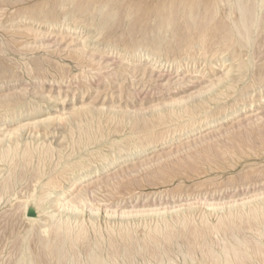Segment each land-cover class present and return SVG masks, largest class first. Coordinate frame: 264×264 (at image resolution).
Instances as JSON below:
<instances>
[{"label":"bare ground","instance_id":"obj_1","mask_svg":"<svg viewBox=\"0 0 264 264\" xmlns=\"http://www.w3.org/2000/svg\"><path fill=\"white\" fill-rule=\"evenodd\" d=\"M23 1L26 2L0 0V21L5 15V6L9 3L17 5ZM41 2L24 8L19 6L20 9L17 7L14 14L8 12L12 14L10 17L8 15L11 23L9 30L12 31L7 35L10 34L14 39L34 36V43L27 41L26 46L20 44V48H33H26L25 52L61 49H57V45L66 40L62 34L58 35L54 31L55 25L74 28L80 33L89 28L90 32L82 36L84 44H81L84 46L76 48L72 53V58L79 60L78 63L81 62L83 66L86 65V71L89 70L82 74L89 86L93 77H99L104 82L118 80L124 74L137 77L140 73L145 82L153 81L160 91L169 92L167 94L170 98L137 112L113 107L105 109V106L94 109L90 108L93 106L82 105L73 107L70 113L65 111L66 113L55 116L49 114L39 120L30 119L13 128L3 129L4 125H0V131L3 130L0 133V219L9 216L8 225L13 221L8 229H5L7 225L4 222L6 232L0 230L1 234L5 232V240L0 239V264H264L263 188L249 191L252 194L250 196L246 190L244 194L243 191L245 197L242 199H198L193 203L183 198V201L175 204L171 202V198L176 199V195L165 194L170 202H164L166 198L162 193L157 194L159 198L155 203H151L152 198L150 203L121 207V201V205H104V211L100 208L101 203H108L110 200H99L104 188H112L111 192L121 195L119 189L123 185L134 186V179L138 178L133 177L137 172L151 169L148 177L161 180V176L167 177L172 171H177L174 169L188 168L204 158L210 163L212 158L223 156L222 159L226 162L224 157H236L237 147L238 150H250L256 144V139L261 144L264 143V66L257 65V59H260L258 54L264 52L259 47L264 41L261 36L264 31V0H159L153 5L148 4V0L147 3L136 0H56L53 1L54 4ZM134 18L140 23L141 31L138 33L141 34L142 30L146 32L145 35L142 33V37L132 35L138 29L129 35L130 30L139 26ZM18 19L30 20L40 27L36 26L37 29L33 25L34 28L28 26L21 29L24 31L20 27L15 30L16 26L12 24ZM123 19L133 21H127L131 23L129 28L132 29L125 34L128 37L126 41L134 42V45L130 43L131 47L125 42L122 34L125 31H119L124 26ZM120 21L123 25L115 27ZM148 22H153L154 29L146 26L149 25L146 24ZM44 24H49V28L40 29ZM143 26L147 27V31L142 29ZM113 27L121 32L120 35L118 32L113 36ZM181 29L187 32V36L184 32L179 33ZM149 34H153L151 41L154 44L149 41ZM147 35L149 38L146 42ZM182 35L186 40H183ZM99 37H106L105 46L101 47ZM13 38L12 42H15ZM188 38L192 40L186 42L188 49L185 50L181 46ZM1 40L0 49L4 51L8 39L5 42ZM77 41L72 38L70 44ZM173 41L174 45L179 42L176 45L180 46L178 49L171 47ZM92 42H95V49L88 52L87 46ZM144 42L148 45L144 46ZM69 45L67 49L70 48ZM11 46L7 45V49L13 51L15 47ZM23 47L18 50L23 51ZM213 47H216L215 50ZM123 48L127 54L122 51ZM211 49L213 52H210ZM178 50L194 63L199 56L206 63L214 58V61L221 63L219 67L224 68L225 74L206 82L207 85L204 86L205 82L201 81L206 79L203 77L207 69L204 67L198 76L200 66L193 64L195 68H191L190 62L186 63L185 68L181 63L184 55L177 53L180 57L172 58ZM257 50L261 52L258 53ZM61 52H64L63 49ZM170 52L173 60L168 57ZM226 53L231 56H224ZM57 54L60 56L63 53ZM125 55H134V58L129 60ZM263 55L264 53L261 57ZM214 61L209 64L213 65L210 71L214 70ZM174 62L178 63L175 65ZM30 63L27 61L24 66L31 67L33 64ZM48 65L52 68L54 66L51 63ZM60 65H56V70ZM17 66L19 70L22 67ZM68 66L65 65L66 68ZM27 67L25 68L30 74L37 71ZM63 67H59L62 74L65 70ZM39 68L42 69L40 66ZM40 70L35 73L38 74ZM48 70L47 73L50 72ZM5 71L2 73L5 77L1 75L4 78L8 74ZM65 71L63 75H68V71ZM165 71L168 78H165ZM63 77L61 75L60 78ZM249 79L252 82L247 83ZM76 80L81 78L76 77ZM188 87H198L199 90L180 98L170 92ZM257 92L260 94L253 97ZM9 97L0 100V121L9 122L8 120L23 118L26 112L32 116L41 111L39 108L42 101L33 105L34 102L29 103L27 98L23 101L16 96ZM247 108L249 110L244 112ZM221 120L224 121L218 125ZM62 125L64 141L57 145L52 138H56L55 127ZM126 129L130 133L122 134ZM115 134L118 137L109 139ZM159 144L170 145V149L138 159L154 147L156 149ZM256 145L259 147L260 144ZM241 151L239 155H243ZM245 152L247 151L243 150ZM154 166L159 168L153 169ZM248 168L250 166L246 168V172L243 171L246 174H241L242 180H251L253 175L264 177L263 168H251V173L247 172ZM113 170L115 171L105 174ZM189 170L193 171L194 168L190 167ZM124 179H127L126 184ZM141 179L136 182L141 183ZM239 179L238 181L241 180ZM144 180L147 181L145 177ZM238 187L237 185V189H240ZM244 187L248 189L247 186ZM135 195H132L133 198ZM143 197H140V201ZM136 199L139 198L134 200ZM6 204L13 207L10 209L11 213L3 210ZM0 222H3L2 219ZM14 222L18 223L14 225ZM180 257L183 258L182 262Z\"/></svg>","mask_w":264,"mask_h":264},{"label":"rangeland","instance_id":"obj_2","mask_svg":"<svg viewBox=\"0 0 264 264\" xmlns=\"http://www.w3.org/2000/svg\"><path fill=\"white\" fill-rule=\"evenodd\" d=\"M41 1H47V2H49L50 4L51 3H53L54 4V2L53 1H56V0H26V2H24L23 1V3L22 2H20V3H18L17 5L16 4H8L7 6H5L4 7V9H6V7H7V9H6V12H4L3 14H5L3 17H1V21H0V36H1V38H0V40L2 39L3 40V42H5L7 39V41L5 42V49L6 50H4V51H2L1 49V51H0V70L4 67V70H3V72L6 70V68L9 70V68H12V70H13V72L15 71V73H13V72H11L12 70H9L11 73H13V75L8 71V70H6L7 72H8V74H6L7 75V77L6 78H4L5 76L2 74L3 72H2V70L0 71V76L1 75H3V76H1V77H3V78H0V100H2V99H4L5 97L6 98H8L9 96V98H12L13 96L15 97H18V98H20L21 100H23L24 101V99H26L29 103H33V105L35 104V103H37V101L38 102H41L40 103V105H41V108H39L40 110V112H39V114L37 113L36 115H32V116H29V112H26L25 113V115L23 116V118L22 117H20V118H17V119H15V120H8L9 122H7V121H0V125H4L3 126V129H8V128H13V127H16L18 124H23V123H27V121H30V119L31 120H39V119H41V118H44V117H47L49 114L50 115H52V116H55V115H57V114H60V113H66V112H68V113H70L74 108L73 107H75V108H78L79 106L81 107L82 105H85V106H87V107H89V106H93V107H90V108H94V109H98V108H100V109H102L103 108V106H105V109H107V108H120V110H129L130 112H132V110H134L133 112H137V111H139V110H142V109H144V108H149V107H151L152 105H156V104H158V103H160V102H163V101H166V99H168V98H170V95H168L169 94V92H167L166 90H162V91H160L161 89L160 88H158V86L156 85L157 83H155V82H153V81H151L150 83H148V82H145L144 80L145 79H142V77L140 76V73H138L136 76L137 77H135V76H132V75H126V74H124V75H122L121 76V78H118V80H115V81H109V80H104V82H103V80H101L99 77H93V78H91L92 80H91V84H90V86L87 84V79H85V76L84 75H82V74H84L83 72L85 71V72H89V70L88 71H86V65L85 66H83V64H81V62L80 63H78V61L79 60H77L74 56V58H75V60L72 58V53H74L75 51V49L76 48H81L82 46H84V45H82L81 43H83V41H82V36H83V34L85 33H89L90 32V30L91 29H89V28H85L84 29V31H82L81 33H80V31L78 30L77 32L74 30V28L73 29H67L65 26L64 27H62V26H58V25H55L54 27V29H53V27H51V30L53 29L58 35H61V36H64V38H65V40L66 41H64V42H62L63 44H60V45H57L56 47H57V49L58 48H61V49H58V50H56V48L55 49H52V50H50V51H47V50H43V49H38V50H43V51H37V49H36V51L34 50L33 52H27V51H29V50H27L26 52L24 51V49L26 50V48H28V49H33V48H30V47H23L24 45H25V43H26V45H28V42H30V43H34V42H32V41H34V36H32V38H31V36L29 37V38H26L27 36H25V37H21V38H19V37H16L15 39L9 34V35H7L8 33H11L10 31H12V30H9V27H11V23L9 22L10 20H9V18H8V15H9V17L12 15V14H14V13H16L17 11L16 10H18V8L20 9V7L19 6H21L22 8H24V7H27V6H34V4L36 5V2H37V4H39V3H42ZM137 1H146L145 3H147V0H136V2ZM159 0H148V4H150V5H153V4H155L156 2H158ZM149 2H151V3H149ZM13 6V7H12ZM18 7V8H17ZM13 8V9H12ZM15 8V9H14ZM17 8V9H16ZM14 10V11H13ZM13 11V12H12ZM8 12H10V13H12V14H9ZM8 13V14H7ZM136 18V17H135ZM134 18V19H135ZM125 20L123 19V21L122 22H124ZM127 21H129V22H133L132 20H126L125 22H124V26L121 28V29H119V31H125V33H122L123 34V36L125 37V36H127V35H125V34H128V32H129V30L130 29H132V27L131 28H129L130 27V24L131 23H127ZM135 21H136V23L139 25L140 23H138V21H137V19H135ZM7 22V23H6ZM12 22V21H11ZM16 23H14V24H12V25H15L16 26V29L15 30H17V29H19V27H20V30L21 29H24V28H26V27H28V26H31V27H33V25H34V27H36V26H38V28L40 27V25H38L37 23H33V22H31L30 20L29 21H26V19H24V21L23 20H19L18 19V21L16 20L15 21ZM121 21L119 22V23H117V24H115L114 26L115 27H117L116 25H123V23H122ZM6 23V24H5ZM121 23V24H120ZM134 24V23H133ZM143 24H145V23H143ZM142 24V25H143ZM146 24H149V25H146ZM145 25L147 26V27H149V29H150V27H151V29L153 28L154 29V26H153V22H148V23H146ZM126 25H127V27H126ZM137 25V26H138ZM154 25H155V22H154ZM57 26V27H56ZM74 26V25H73ZM134 26H136L135 24H134ZM145 26V28H144V26H143V28L142 29H146L147 27ZM156 26V25H155ZM18 27V28H17ZM33 27V28H34ZM46 27V28H45ZM60 27V28H59ZM115 27H113V30H114V32L115 33H113V36L115 35H117V33L119 32L118 31V29H114ZM140 25L138 26V28H133L132 30H130V34L129 35H131L132 33L131 32H134L133 30H135L136 31V29H138L136 32V34H132L133 36L135 35H137L136 37H142V36H144L145 35V33L146 32H144L143 30H142V33L144 34V35H142V33L141 34H139L138 32H140L141 30H139L140 28ZM7 30H6V29ZM37 28V27H36ZM37 28V29H38ZM49 28V24H47V25H42L41 26V28L40 29H43V30H46V29H48ZM62 28V29H61ZM66 28V29H65ZM118 28V27H117ZM120 28V27H119ZM123 28H125L124 30H123ZM156 28V27H155ZM3 29H5V30H3ZM11 29V28H10ZM61 31H60V30ZM148 29V30H149ZM9 30V31H8ZM71 30V31H70ZM182 30V29H181ZM6 31H7V33H6ZM21 31H24V30H21ZM87 31V32H86ZM117 31V32H116ZM121 31V32H122ZM146 31H147V29H146ZM121 32H119L118 33V35H120V33ZM180 32H184V34H185V36H187V32L186 31H179V33ZM178 33V34H179ZM3 36H2V35ZM263 35H261V36H263L264 37V31H263V33H262ZM7 35V36H6ZM105 35H107V33L106 34H104V36ZM181 34H179V36H180ZM13 38V40L15 41V42H12V38ZM61 36H59V37H61ZM149 36H150V38H149ZM149 36L147 35L146 36V42L148 41V38L150 39L149 41H151L152 39H153V34H149ZM183 36V35H182ZM185 36H183V40H186V38H184ZM4 37V38H3ZM8 37H10V38H8ZM102 37H103V35H102ZM100 38V40H101V42H100V45H101V47H103V46H105V44H106V37H104V38ZM119 37V36H118ZM121 37H122V35L120 36V39H121ZM123 37V38H124ZM130 37V36H129ZM72 38H74V39H77L78 41V43L77 42H75V43H72L73 45H71L70 44V41H72ZM117 37H115V39H116ZM128 39V37H125V42H128V41H126L127 39ZM152 38V39H151ZM169 39L171 38V36H169L168 37ZM262 38V37H261ZM261 38H260V42H261ZM17 39H20V40H17ZM24 39V40H23ZM103 39V40H102ZM119 39V38H118ZM119 39V40H120ZM130 39H131V37H130ZM134 39V37H132V40ZM1 40V41H2ZM23 40V41H22ZM190 40H192V39H187V41H183V46H181V47H184V49L186 50V49H188V47L186 46L187 44H186V42L188 43V42H190ZM264 39L262 38V41H263ZM18 41V43H16ZM28 41V42H27ZM80 41H82V42H80ZM124 42V39L122 40L121 39V42ZM130 41V40H129ZM134 41V40H133ZM8 42V43H7ZM11 44H10V43ZM20 42V43H19ZM80 42V43H79ZM122 42V43H123ZM146 42H144L143 43V45L144 44H146ZM154 41H151V43L152 44H154L153 43ZM157 42V41H156ZM12 43H13V45H12ZM15 43V44H14ZM54 43V42H53ZM56 43V42H55ZM54 43V44H55ZM93 43V44H92ZM92 43H90L88 46H87V50H88V52H92V50L93 49H95L94 47V44H95V42H92ZM130 43H132L131 41H130ZM129 42H128V46L129 47H131L132 45H134L133 43H132V45L130 44ZM150 42H149V44H151ZM179 42H176V45L178 44ZM262 43V42H261ZM260 43V44H261ZM17 44V45H16ZM20 44L21 45H23V46H21V48L23 47V51L22 50H18V48H20ZM70 44V45H69ZM84 44V43H83ZM92 44V45H91ZM175 44V41H173V43L171 44V47L172 48H174L175 47V49H178V47H180V46H177L176 47V45H174ZM196 44H198L199 45V43H196ZM7 45L10 47L11 45V48L12 47H17L18 45H19V47H17V50L15 49V48H13V51H10V50H12V49H7L8 47H7ZM16 45V46H15ZM25 45V46H26ZM67 45H69V49H67ZM91 45V46H90ZM100 45H98V46H100ZM146 45H148V44H146ZM146 45H144V46H146ZM181 45H182V43H181ZM263 45H264V41H263ZM263 45H261V46H259V47H261V49H263V50H261V51H264V48H262L263 47ZM34 46V45H33ZM60 46V47H59ZM64 47V48H63ZM73 49H72V48ZM1 48V47H0ZM20 48V49H21ZM97 48V47H96ZM215 48L216 47H213L212 49H214L215 50ZM16 51H15V50ZM62 49H63V51L64 52H61L62 51ZM212 49H211V51L210 52H213L212 51ZM257 49H258V47H257ZM61 50V51H60ZM259 50V49H258ZM257 50V51H258ZM7 51V52H6ZM19 51H20V53H19ZM52 51H56V53H51ZM74 51V52H73ZM122 51L123 52H125V54H127L126 53V51H125V49L123 48L122 49ZM260 51V52H261ZM6 52V53H5ZM22 52V53H21ZM23 52H25V53H23ZM60 52V54H62V55H58L57 53H59ZM69 52H71V53H69ZM259 51H258V53H260ZM1 53H3V54H1ZM70 54V56H69V54ZM171 53V54H170ZM169 53V55H168V57H170V60H173V59H175V58H178V57H180V55H182V53H180L179 52V50L176 52V55H174V56H172V58H171V55H172V52H170ZM177 53H179V54H177ZM229 53V52H228ZM228 53H226L224 56H231L230 54H228ZM264 53V52H263ZM262 52L260 53V54H258V55H260V59H257V60H259V61H257V65L259 66H264V55H263V57H261V54H263ZM45 54V55H44ZM174 54V53H173ZM52 59H50L48 56ZM57 55V56H56ZM184 55V56H183ZM182 56L183 57H185L184 59H183V57L181 58V63L184 65V67L186 68V66H187V64L188 63H190V65H191V68H195V66L197 65V67H199V70H200V73H198V76H200V74H201V72L203 71V68L205 67L207 70H206V72H205V76L203 77V78H206V79H202V81L201 82H205V84H204V86L205 85H207L206 84V82H208V81H210V80H214V78L216 79L217 77H220V76H222L223 74H225V72H224V68H221V67H219V66H221V63H218V62H216V61H214V58L213 59H209V61H207V63H206V60L204 59V58H200V56H199V58H200V61H199V58L197 57V59L198 60H196V62L194 63V61H192V60H189L186 56L187 55H185V54H183ZM46 56V57H45ZM63 56V57H62ZM97 56V55H96ZM129 57V58H127V57ZM119 57V56H118ZM33 58V59H32ZM46 58L47 59H49V60H46ZM125 58H127V59H129V60H132L133 58H134V55L133 56H128V55H125ZM188 59V60H187ZM246 59V58H245ZM28 61V63H30V64H33V65H31V67L29 66V67H27V66H24V63H26L27 61ZM41 60V61H40ZM45 60V61H44ZM57 60V61H56ZM147 60V59H146ZM263 61L262 62V64H261V61ZM21 61V62H20ZM24 61H26V62H24ZM58 61L59 62H61V63H58ZM204 61V62H203ZM211 61H214V63L216 64V65H214V70L213 71H210V68L213 66L212 64L211 65H209L210 64V62ZM18 62H19V64H18ZM40 62H42V63H40ZM47 62V63H46ZM48 62H50L51 63V65H54L53 66V68H52V66H50V65H48V64H50V63H48ZM53 62H57V64H53ZM86 62V61H85ZM84 62V64H86ZM184 62H185V64H184ZM259 62H260V64H259ZM23 63V64H22ZM45 63V64H44ZM176 63H178V62H174L173 64H175L176 65ZM187 63V64H186ZM217 63L219 64V65H217ZM19 65V66H22L21 68H20V70H19V68H17L18 66L17 65ZM37 64L40 66V67H42V69L41 68H39V66H37ZM43 66H45V67H43ZM47 64V65H46ZM60 65L59 67H62V66H64L65 67V65H69L68 67H69V70H68V67L66 68L65 67V72H67L68 73V75H66V73H65V75H63L64 74V71H63V74H62V72L60 71V69L61 68H59V67H57V69L58 70H56V65ZM79 64V65H78ZM80 64L83 66H80ZM94 64H96V63H94ZM195 66H194V65ZM201 64V65H200ZM207 64V65H206ZM175 65H174V67H175ZM206 65V66H205ZM235 65H237V64H235ZM17 66V67H16ZM34 66V67H33ZM50 66V67H49ZM259 66V67H260ZM25 67H27L28 69H31V68H33L32 70H34V69H37V71H38V69L40 70V72H38V74L37 73H35V72H37V71H34L32 74H30L31 72H29V71H27V69L25 68ZM63 67V68H64ZM207 67H209V68H207ZM24 68H25V70H24ZM46 68V69H45ZM204 68V69H205ZM221 68V69H220ZM47 69H49L48 71H50V72H48V73H51V74H48L47 73ZM85 69V70H84ZM202 69V70H201ZM44 70H45V74H43V72H44ZM5 71V72H6ZM17 71V72H16ZM57 71H59L58 73H56ZM28 74H27V73ZM82 72V73H81ZM91 72V71H90ZM211 72V73H210ZM214 72V73H213ZM35 73V74H34ZM39 74H41V75H39ZM43 74V75H42ZM53 74V75H52ZM77 74H78V76H77ZM165 78H168L167 77V71H165ZM170 74V73H169ZM9 75H11V76H9ZM30 77H29V76ZM38 75H39V78H37L38 77ZM47 75V76H46ZM54 75H56L57 77L55 78L54 77ZM59 75V76H58ZM61 75H62V77L63 78H60L61 77ZM82 76V77H80V76ZM235 76L236 75H238V74H234ZM35 76V77H34ZM45 76V77H44ZM66 76V77H65ZM77 77V79L79 78H81V80H76V77ZM84 76V77H83ZM139 76V77H138ZM43 77V78H42ZM72 77V78H71ZM210 77V78H209ZM42 79H43V81H42ZM75 79V80H74ZM117 79V78H116ZM59 80V81H58ZM68 80V81H67ZM135 80V81H134ZM156 80V79H155ZM47 81V82H46ZM51 81H53V82H55V83H53V82H51ZM124 81V82H123ZM252 82V80L251 79H249L248 80V82L247 83H250V82ZM122 82V83H121ZM138 83V84H137ZM153 83H155V84H153ZM97 84V85H96ZM61 85V86H60ZM89 87H88V86ZM41 86V87H40ZM92 86V87H91ZM197 86V85H196ZM156 87V88H155ZM191 87H188L187 89H181V90H171L170 92L171 93H174V95L176 96V97H178V98H180V97H185V96H189L192 92H195V91H198L199 90V88L198 87H196V88H192L191 90ZM184 91V92H183ZM164 92V93H163ZM177 92V93H176ZM168 93V94H167ZM16 94V95H15ZM24 94V95H23ZM40 94H41V96H40ZM43 94V95H42ZM258 94H260V93H256L255 95H253V97L254 96H256V95H258ZM13 95V96H12ZM12 96V97H11ZM233 96H236V94H234ZM5 98V99H6ZM46 99H50V100H47L46 101ZM25 100V101H26ZM40 100V101H39ZM131 100H133L132 102H131ZM142 100H144V101H142ZM250 100V99H249ZM32 101V102H31ZM224 102H226V101H224ZM39 104V103H38ZM87 104V105H86ZM92 104V105H91ZM250 104V103H249ZM263 105H264V103H262ZM39 105V106H40ZM49 106H50V108H49ZM259 105H257V107H258ZM107 107V108H106ZM260 107V106H259ZM43 108V109H42ZM250 108V107H249ZM249 108H247V109H244L243 111L245 112V111H247V110H249ZM72 109V110H71ZM136 110V111H135ZM2 111V109H0V112ZM66 111V112H65ZM70 111V112H69ZM243 112V113H244ZM2 113V112H1ZM242 113V114H243ZM2 115V114H1ZM47 115V116H46ZM28 116V117H27ZM43 116V117H42ZM41 117V118H40ZM35 118V119H34ZM26 121V122H25ZM224 120H221V121H219L217 124L219 125V124H221L222 122H223ZM12 122V123H11ZM227 123V122H226ZM216 124V125H217ZM59 126H57V127H55V129L57 130V134L55 135V137L56 138H52L53 140H54V142L56 141V143L55 144H60L61 142H63L64 141V137H63V125L62 126H60L59 128H58ZM129 128V127H128ZM0 129H2L1 127H0ZM58 129H59V131H58ZM127 130V129H126ZM124 131L125 133H122V134H128V133H130V128H129V130H127V131ZM3 131V130H2ZM2 131H0V133H2ZM127 132V133H126ZM61 135H62V138H61ZM113 136H114V138L115 137H118V135H111V137H109V139L111 138H113ZM119 136H124V135H119ZM26 137H27V135H26ZM53 137V136H52ZM51 138V137H50ZM108 139V140H109ZM58 140V141H57ZM254 141H256V144H260L259 145V147H257L258 145H256V147H255V145H253L252 147H254V149H251L250 148V150H249V148L247 149V148H244L243 150L244 151H247V152H245V153H243V150L241 151L240 149L238 150V147H237V151H236V157H235V155H234V159L237 161H235L233 158H231L230 159V157L228 156V158L227 157H224V159L226 160V162H224L223 161V156L222 157H218V158H212L211 160H210V163H209V161L206 159V158H204L203 160H205V161H203V160H198V162H196V163H192L191 165L193 166H191V165H189L190 167H191V169H193L194 168V170L193 171H191V170H189V166H188V168L187 167H181V168H176V169H174V170H177V171H175L174 173H173V171H172V173H173V175H172V173H171V175H167V177H165V176H161V180H159V179H157V178H155V179H152V178H149L148 177V175H149V171L151 170V169H149V170H146V171H144V172H137V173H139V174H137L136 173V176H135V173L133 174V176H135V177H133V179L134 178H138V179H134L135 180V185L134 186H127L126 187V185H123L120 189H119V191L121 192V195H116V193L113 191V192H111L112 191V188L110 189H108L107 188V190L104 188L103 190H102V192L101 193H103V194H100L101 195V197L102 198H99V200H104V199H109L110 201L108 202V203H104V202H102L101 203V206H100V208L104 211V209H105V206L104 205H109V206H115V205H117V204H119V205H121V203H122V205H121V207H124V206H127V207H132L133 205L134 206H138V205H140L141 203V205H143V204H145V203H150L151 201H152V198H153V202H151V203H155L157 200H158V198H159V195H157V194H162V196H164L165 194H167V196L169 195V194H171V195H176V199H174L173 200V198H171L172 200H171V202H174V204H175V202H177V203H179V202H181V201H183V198H184V200H189V202H193L194 203V201H196V200H198V199H201V200H205V199H225L226 200V198H227V201L228 200H230L229 199V197H235V199H242V198H244L245 196L243 195L246 191V193H247V195L248 196H250V194H251V192H249V191H254V190H259V188L258 187H260L261 189L260 190H262V188L264 189V177L262 178H259V176H257V175H253L252 177H256V179H254V178H251V180L250 179H248V180H242L241 179V174L243 175V174H246L245 172V170H246V168L247 167H249L250 166V169L248 168L247 169V172H250L251 171V168L253 169H255V170H263L264 169V143L263 144H261V142H258V139H256V140H254ZM59 142V143H58ZM161 144V143H160ZM158 145L157 147H156V149H155V147L153 148V149H151V150H149V152H147V153H145L144 155H142V157L141 158H138V159H142V158H144V157H148V156H153L154 154H158V153H162V152H164V151H167V150H169L170 149V145ZM262 145V146H261ZM246 147V146H245ZM263 147V148H262ZM246 149V150H245ZM254 151L253 152V154H252V151ZM260 150V151H259ZM239 151H241V153L243 154V155H239ZM255 152H257V153H255ZM250 154V155H248V154ZM239 156H238V155ZM238 156V157H237ZM242 159H240V158ZM236 158H238V159H236ZM221 160V161H220ZM231 162H230V161ZM200 161V162H199ZM213 163H212V162ZM224 163H223V162ZM235 163H234V162ZM249 162V163H248ZM198 163V164H197ZM228 163H231V165L230 164H228ZM195 164V165H194ZM235 166H234V165ZM230 166H232V167H230ZM252 166V167H251ZM157 168V166L155 167H153V169H156ZM158 168H159V166H158ZM157 168V169H158ZM182 168H184V169H182ZM263 168V169H262ZM178 169H179V171H178ZM181 169V170H180ZM188 169V170H187ZM116 170V169H115ZM115 170H113V171H109V172H105V174H110V172L112 173V172H114ZM184 170H186V171H184ZM152 171V170H151ZM151 171H150V173H151ZM181 171H183V173L181 172ZM242 171V172H241ZM243 171H245L244 173H243ZM147 172H148V174H147ZM178 172V173H177ZM180 172V173H179ZM185 172V173H184ZM252 172V171H251ZM250 172V173H251ZM144 173V174H143ZM104 174V175H105ZM145 174H147V177L149 178V180H148V178L146 177V175ZM188 174V175H187ZM235 174V175H234ZM239 174H240V177H239ZM138 175V176H137ZM140 175H141V177H140ZM143 175H144V177L147 179V181L145 182V180H144V177H143ZM234 175V176H233ZM170 176V177H169ZM175 176V177H174ZM142 178V179H141ZM231 178H234L233 180L231 179ZM241 180H240V179ZM257 178H259V179H257ZM140 179H141V183H137L136 181L138 180V182H140ZM183 179V180H182ZM238 179L240 180V181H238ZM125 181H123L125 184H126V181H127V179H124ZM261 180V181H260ZM143 181V182H142ZM233 181H235V182H233ZM236 181H237V183H236ZM242 181H244V182H242ZM256 181H258V182H256ZM238 182H240L239 184H238ZM123 183V184H124ZM137 183V184H136ZM242 183V184H241ZM28 184V183H27ZM257 184H259V185H257ZM26 185V184H25ZM237 185L239 186L238 188H240V189H237ZM244 185L245 186H247V188L248 189H246L245 187H244ZM256 185V186H255ZM27 186V185H26ZM242 188H241V187ZM252 186V187H251ZM263 186V187H262ZM125 187H126V189H125ZM179 187V188H178ZM250 187V188H249ZM227 188V189H226ZM232 188V189H231ZM255 188V189H254ZM257 188V189H256ZM237 189V190H236ZM244 189V190H243ZM110 190V191H109ZM241 192H240V191ZM246 190V191H245ZM125 191V192H124ZM134 191V192H133ZM235 191V192H234ZM244 191V192H243ZM124 192V193H123ZM161 192V193H160ZM170 192V193H169ZM217 192V194H215V193ZM221 192V193H220ZM242 192H243V194H242ZM262 192H264V190L262 191ZM179 193V194H178ZM253 193V192H252ZM256 193V192H255ZM254 193V194H255ZM106 194H107V196H106ZM108 194H110V195H108ZM114 194L116 195V196H114ZM136 194V195H135ZM151 194H153V195H151ZM186 194V195H185ZM236 194H238V195H236ZM241 194V195H240ZM132 195H135L134 196V198H133V196ZM139 195V196H138ZM141 195V196H140ZM156 195V196H155ZM170 195V196H171ZM213 195V196H212ZM252 195V194H251ZM114 196V197H113ZM131 196H132V199H130L131 198ZM142 196H144L143 197V199L141 198V201H140V197H142ZM149 197L148 199H147V197ZM158 196V197H157ZM167 196L165 195L164 197L166 198V200L164 201V202H167L168 200H169V198L167 199ZM188 196V197H187ZM237 196V197H236ZM127 197V198H126ZM139 198V199H136V200H134L135 198ZM178 197V198H177ZM146 198V199H145ZM178 199V200H177ZM195 199V200H194ZM127 200H128V202H127ZM144 200H146V201H148V202H144ZM151 200V201H150ZM155 200V201H154ZM122 201V202H121ZM135 201V202H134ZM179 201V202H178ZM199 201V200H198ZM197 201V202H198ZM121 202V203H120ZM144 202V203H143ZM169 202H170V200H169ZM131 203V204H130ZM8 204H6L3 208V210H7V212H10L11 213V208H13V207H11V206H7ZM103 205V206H102ZM5 207H7V208H5ZM10 207V208H9ZM9 208V209H8ZM2 210V212H5V211H3ZM9 210V211H8ZM1 212V213H2ZM13 212V211H12ZM10 213L8 214V215H10ZM104 213V212H103ZM7 215V216H8ZM0 217H1V215H0ZM105 217V215L103 214V218ZM10 217L8 216V217H4V219H3V217L1 218L2 219V221L3 222H0V226H1V231L2 230H4L5 231V229H8V227H10L11 225H12V220H11V223H9V225H8V223L7 222H9V219ZM1 219H0V221H1ZM9 219V220H8ZM5 220V221H4ZM214 221H216V218H214L213 219ZM6 223V225L7 226H5V223ZM1 223H3L2 225H1ZM15 223H18V222H14V225H15ZM3 226H5V227H7V228H5L4 229V227ZM141 229H142V227H140ZM141 229H139V233L140 234H142L141 232ZM1 231H0V239H3L4 237H5V235H3V232H2V234H1ZM6 232V231H5ZM5 232H4V234H5ZM4 240H5V238H4ZM180 258H182V257H180ZM182 260H183V258L180 260L181 262H182Z\"/></svg>","mask_w":264,"mask_h":264}]
</instances>
